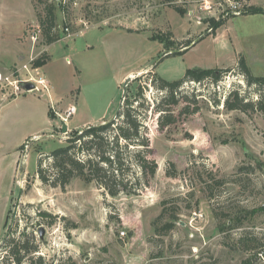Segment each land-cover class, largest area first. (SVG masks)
Listing matches in <instances>:
<instances>
[{"label": "rangeland", "instance_id": "374dc122", "mask_svg": "<svg viewBox=\"0 0 264 264\" xmlns=\"http://www.w3.org/2000/svg\"><path fill=\"white\" fill-rule=\"evenodd\" d=\"M44 2L55 4L62 36L51 45L37 17ZM253 3L264 8V0H0V262L7 241L26 234L38 247L30 257L47 264H264V115L225 107L233 90L256 98L234 71L217 84H186L201 110L168 127L163 114L177 116L183 104L163 112L150 79L129 85L131 99L143 87L149 101L145 124L158 163L142 194L112 197L79 178L63 190L37 176L39 159L47 163L77 129L113 120L125 81L140 70L135 77L154 71L173 82L190 69L232 68L243 56L264 77V17H239ZM220 21L227 23L212 33ZM45 52L51 60L36 66ZM40 212L57 216L54 225Z\"/></svg>", "mask_w": 264, "mask_h": 264}, {"label": "trees", "instance_id": "16d2710c", "mask_svg": "<svg viewBox=\"0 0 264 264\" xmlns=\"http://www.w3.org/2000/svg\"><path fill=\"white\" fill-rule=\"evenodd\" d=\"M44 5V14H39L37 17L45 45H51L61 40L62 36L57 31L55 4L44 2ZM178 12L183 14L185 11L178 9ZM261 13H264L263 9L251 7L248 12L241 15ZM225 22H214L211 32L215 33ZM172 37V33L163 36L168 42L174 43ZM189 48L187 46L186 50ZM50 60V55L45 52L34 63L38 67H43ZM232 71L243 77L247 87L256 94V98L250 97L249 94L245 95L238 89L233 90L224 102L225 107L231 111L259 112L264 115V77L255 76L243 56H240L235 68L190 69L182 79L173 82L166 81L158 75L155 77L156 73L149 71L134 81L150 79L154 89L163 93L159 102V108L163 112L167 110L165 107L175 108L183 104L177 116L171 113L165 117L166 115L163 114L165 120L162 125L168 127L178 123L183 116L194 115L201 110L199 95L184 93L183 88L186 84H202L205 81L217 84L225 73ZM139 89L134 99L128 95L115 120L77 130L75 135L67 139V146L46 155L47 163L42 160L45 156H42L39 159L37 172L40 181L52 188L60 187L65 190L74 179L79 178L88 183L94 182L112 197L121 193L137 196L149 188L157 172L158 163L152 158L151 139L145 124L146 114L150 110L149 101L141 99L143 87ZM136 103H138L137 107ZM216 104L218 105L219 102ZM39 215L42 218H51L49 225H54L57 220V216L46 212H40ZM164 215L165 211L160 218ZM177 220L175 213L170 216V220L164 225L165 234L174 229ZM75 227L76 225L73 224L72 228ZM156 230L158 231L157 228ZM7 242L9 251L0 264H47L43 257H30L31 254L38 252L34 235L24 234L22 239L14 238Z\"/></svg>", "mask_w": 264, "mask_h": 264}, {"label": "water", "instance_id": "95a60500", "mask_svg": "<svg viewBox=\"0 0 264 264\" xmlns=\"http://www.w3.org/2000/svg\"><path fill=\"white\" fill-rule=\"evenodd\" d=\"M135 76H131L129 77L126 81H125V84H124V94H123V97H122V101H121V105L116 113V115L114 116L113 120H115L117 117H118V114L119 112L121 111V109L123 108V105H124V101L126 100L127 98V95H128V87L129 85L135 80ZM20 87L23 88V90L27 91V92H31V91H35L36 89V85L33 84V83H30V82H21L20 83ZM62 132L67 134L68 133V125L66 124H63V127H62ZM22 196V189L20 191V195H19V203H20V198ZM46 234V230L42 227L40 228L39 230V235H40V238L43 239L44 236Z\"/></svg>", "mask_w": 264, "mask_h": 264}, {"label": "crops", "instance_id": "0c3cea01", "mask_svg": "<svg viewBox=\"0 0 264 264\" xmlns=\"http://www.w3.org/2000/svg\"><path fill=\"white\" fill-rule=\"evenodd\" d=\"M253 7H256V8H260V9H263L264 10V8L263 7H260V6H257V5H255L254 3H253V5H252ZM258 15H261V16H263L264 17V15L261 13V14H254V15H243V16H258ZM243 16H239V17H243ZM227 22H228V20H227ZM227 22H225V24L224 25H226V23ZM223 25V26H224ZM217 35V34H216ZM238 56H240V55H242V54H240V53H238L237 54ZM31 60H32V58H31ZM237 61H238V59H237ZM236 65H237V63H236ZM236 65L234 66V67H232V68H235L236 67ZM145 70H140V71H138L137 72V74H132L131 76H135V75H139V74H141V73H143ZM36 92H38V91H36ZM70 109V108H69ZM62 118H65V117H63V116H61ZM104 121H107V120H105V119H103V120H101L100 122H99V124L100 123H102V122H104ZM90 124H85V125H83V127L82 128H79V129H77V130H81V129H83V128H85V127H87V126H89ZM74 130H76V129H74ZM41 135H35V137L36 138H39Z\"/></svg>", "mask_w": 264, "mask_h": 264}, {"label": "built area", "instance_id": "2783aa9c", "mask_svg": "<svg viewBox=\"0 0 264 264\" xmlns=\"http://www.w3.org/2000/svg\"><path fill=\"white\" fill-rule=\"evenodd\" d=\"M25 67H26V66H25ZM0 80H2V76H1V74H0ZM19 82L21 83V82H29V81H19ZM20 83H19V85H20ZM30 83H31V82H30ZM33 84H34V83H33ZM39 84L45 86V80L40 79ZM17 89H18V88H17ZM39 90H40V87L36 86L35 91H39ZM73 112H74V108L72 107V108H70V109L68 110V112H67V117H70V116L73 114ZM61 121H62L63 124H66V125L68 124V120H67V118H62V117H61ZM25 145H28V143L25 144ZM27 148H28V146H27Z\"/></svg>", "mask_w": 264, "mask_h": 264}]
</instances>
